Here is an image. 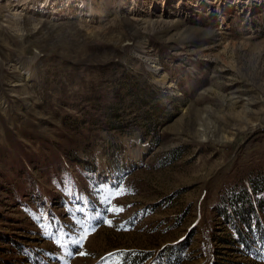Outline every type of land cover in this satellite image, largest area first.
<instances>
[{"label":"rangeland","instance_id":"374dc122","mask_svg":"<svg viewBox=\"0 0 264 264\" xmlns=\"http://www.w3.org/2000/svg\"><path fill=\"white\" fill-rule=\"evenodd\" d=\"M43 1L0 0V264H264L230 217L264 195V0Z\"/></svg>","mask_w":264,"mask_h":264},{"label":"trees","instance_id":"16d2710c","mask_svg":"<svg viewBox=\"0 0 264 264\" xmlns=\"http://www.w3.org/2000/svg\"><path fill=\"white\" fill-rule=\"evenodd\" d=\"M252 194V190L247 192L245 201L240 206L241 210L236 209V207L232 208V210L230 209V217L232 218V226L234 227L238 242L245 248H254L257 250L258 246L264 245V224L257 218L253 221H244V225L242 226L239 225L241 223L239 219L242 220L245 214H249L248 209L253 213H257V211L264 212V195H261L258 199H253ZM244 230L249 231L251 238L243 234L245 232ZM252 252L257 254L254 250Z\"/></svg>","mask_w":264,"mask_h":264},{"label":"bare ground","instance_id":"6f19581e","mask_svg":"<svg viewBox=\"0 0 264 264\" xmlns=\"http://www.w3.org/2000/svg\"><path fill=\"white\" fill-rule=\"evenodd\" d=\"M11 1H14V0H11ZM58 2H59L58 5H55L54 3L50 5V3L47 4V1L44 0L42 2V4L35 5V6L32 4L29 5V4H25V3H23L22 5H25V7L26 8L28 7L29 9L43 10L45 14L50 13L51 18H55V16H53L52 14H56L57 12L63 10L66 7L67 8L72 7V6H70V4H72V3L69 0H59ZM94 2H95V0H89V6H88V10L86 12H82L81 9H79L78 12L80 13V15L86 16V17L97 16L96 10L98 9V7H97V5L94 4ZM77 4H78V5H76L77 8L82 7L80 4H82L84 6L83 0L81 2L78 1ZM50 15H49V17H50ZM98 17H99V15H98ZM152 67H154V65H152Z\"/></svg>","mask_w":264,"mask_h":264},{"label":"snow or ice","instance_id":"6c2138e0","mask_svg":"<svg viewBox=\"0 0 264 264\" xmlns=\"http://www.w3.org/2000/svg\"><path fill=\"white\" fill-rule=\"evenodd\" d=\"M120 194H121L120 192L115 193V195H120ZM110 210H111V211H115V212L123 211V209H110ZM109 223H110V222H109ZM87 235H88V231L85 230L82 239H83V238H86ZM76 243H79V241H76ZM80 255H85V253H80Z\"/></svg>","mask_w":264,"mask_h":264}]
</instances>
